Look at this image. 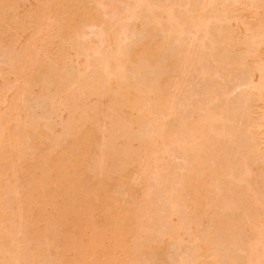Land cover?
Instances as JSON below:
<instances>
[{"label": "rangeland", "instance_id": "obj_1", "mask_svg": "<svg viewBox=\"0 0 264 264\" xmlns=\"http://www.w3.org/2000/svg\"><path fill=\"white\" fill-rule=\"evenodd\" d=\"M78 1L82 5L83 2ZM83 1H85L83 4H85L86 12L89 14L94 12L92 15H95V19L83 16L74 19L71 22L78 28L75 32L74 27L66 26L67 21L65 20L69 13L67 5H59L60 3H55V0H0V153L3 154L7 147L10 151L4 153H8L6 157L0 155V206L8 205L7 208L0 207L2 216L6 214L8 216L4 218L5 221L0 220V239L2 238L0 248L6 240L9 241L7 247L4 245L1 248L3 251L0 249L3 253L0 264H64L65 258L61 256L63 247H60L64 243L65 245L74 244L70 246L73 256H78L76 259L71 258L74 264H118L110 259L115 257V259L122 260L125 257L120 246L115 248V245L120 243L119 241L124 243H120L121 245L126 244L131 248L129 254L139 255L138 258H130L128 264H199L201 261L205 264H247L248 261V263L252 260L256 261L255 258H251L252 260L249 258L251 245L248 243L253 242L254 229H258V226L249 218L252 219L254 212L258 211L256 213L258 215L261 213L260 216L264 220V205L262 204L264 193L260 194L264 192V118H262L264 104L261 103L263 99L260 100L257 97L260 94L257 95L258 90L256 86H254L256 89L253 88L249 79H252L251 74L258 69L255 67L260 66V61L256 60L258 59L257 51H260L255 49L254 53L253 47H258L260 44L261 50L263 45L258 43L256 46V41L255 46L249 44L250 38L247 35L250 31L247 33L248 30L245 31L247 34L243 32L241 37L238 32L236 37H233L236 28H232V25L234 21L239 23L240 20L242 24H245L241 26H244L245 30L246 28L250 30V26L243 23L245 19L241 21L244 18V9L241 8L253 6L260 0ZM260 5L258 3L254 6L259 7ZM197 15L198 17L194 19ZM259 18L256 20H260ZM193 19L195 23L199 21L197 24L201 25L194 24ZM204 19L206 21L202 23ZM27 27L30 28L25 30ZM253 39L255 40V37ZM260 39L261 37H259V42ZM67 44L69 47L73 45L74 48L70 47L72 55L69 54V58L65 57L64 51V46ZM249 45L253 46V49ZM115 46L118 51L115 50ZM236 46H241V49ZM38 47L41 48L38 49ZM142 47L148 52H140L133 56V52L141 50ZM62 48L64 52H60ZM121 50L124 51L121 52ZM59 52L64 53L63 57L67 61L62 55L60 56ZM118 52L124 56V64L119 62L116 64V61L111 59L112 56L115 57L114 55L118 56L119 54H116ZM245 52L252 54L246 57L248 54ZM29 53H33L32 59H29ZM62 59L64 61L61 62ZM109 59H111L110 63L114 62L111 63L112 65L107 63ZM26 60L29 61L26 62ZM106 63L110 64V68L105 69L104 64ZM103 69L107 71L104 72ZM261 72L264 81V71ZM106 75L113 77V82L116 76L117 79L121 77L123 85L125 83L123 87L132 90L131 94L134 98L131 103L134 102V106H137V103L146 107L149 105L150 116L146 118L141 111V117L139 114L141 119H136L133 116L127 117L124 113L128 118L126 119L121 111L122 106L126 105V99L124 102L125 97L123 98L122 94L120 96L116 94L117 97L113 101L110 98L108 101H105L107 98L103 99L104 101L94 99L93 103L94 100L91 99L93 93L90 94L89 90L96 92L100 89L105 90L108 80ZM110 78L109 82H112ZM88 79L89 82L91 79L92 81L88 83ZM83 83L86 84L83 85ZM91 83L98 86L99 90L94 89L95 86ZM262 83V86H259L264 89ZM55 88L64 91L59 92ZM69 88H71V94L68 95ZM78 88L80 92L83 89V95L86 93L82 96L83 100H81ZM106 90L110 92V88ZM56 91L58 94L55 93ZM63 93L68 95V102L65 105L67 96L63 98ZM246 93L250 94L247 96ZM261 95L263 98L264 94L261 93ZM57 96L65 100L60 103V98L58 99ZM102 96L106 97V93ZM86 97H89L87 99H90L92 103L87 101ZM162 98L165 99L163 109L161 104L159 105ZM75 103H77L76 106ZM70 104L75 107L70 108L68 106ZM134 106L132 108L138 110ZM213 111L216 113L214 114ZM136 112L138 114L140 111H134V114ZM210 112L213 113L211 115L218 114L219 121L215 116L210 117ZM208 116L210 120L206 121ZM143 117L145 119H142ZM201 118L206 126L202 130L197 128L198 131L194 129V132H190L193 136L199 134L198 139L200 137L199 140L196 139L197 136L194 137L197 141L193 142L194 138L191 141V137L188 136L190 134H187L189 133L188 126L198 123ZM250 123L252 125L262 124L263 127L260 126L262 128L257 129L258 125H254L256 127V129L253 127L254 131ZM212 124L215 126L209 127ZM19 125L24 127L20 135L22 139L17 135ZM181 126L187 130L186 132L183 129L185 133L182 134H187L183 138L186 139L188 136L185 141L187 143L184 139L181 140L185 145L188 144L190 150L193 148L190 146L192 143H201H199L200 146L202 145L199 151L196 150L199 148L198 143L194 145L197 146L194 152L196 155L198 153L199 157L195 159L199 160L200 165L202 159H207L208 162L202 160L204 162L202 165L205 166L206 171H211L207 172L208 176L204 171L205 175L201 174L200 180L193 184L192 182L186 184V181H183L194 165L195 167L198 165L193 163L196 162L195 160L190 159L195 157L192 154L193 151L185 152L184 143H179L182 146L176 144L177 149L173 144L174 151L173 147L168 149L170 147L168 143H171L169 141H173L168 136L172 135L171 132L175 134V130L181 133ZM222 127H225L222 130H225L226 135L220 134V137L217 129L221 133ZM160 128L164 130L162 134L169 133L166 135L167 138H164V142L168 145H161L160 138H157L161 134ZM28 129H30L29 132ZM7 131L13 134L12 139L14 140L12 141L14 142L10 141L11 137L7 135ZM89 131L93 133L91 136H94L91 139L86 137L90 136ZM77 132L79 135L76 134ZM253 132H256V135ZM84 133L87 139L83 138ZM15 135L19 140L17 142ZM161 135L160 140H163ZM216 135L224 138L221 141ZM239 136L242 139H240L241 145L238 143ZM176 137H174V143L182 136ZM154 138L161 143H158V146L159 144L163 146L161 149L168 146L164 148L165 150H161L159 146L158 155L156 152L155 155H151L152 153L146 147L149 141H157ZM253 138L256 139L255 143L257 138L259 143L263 142L260 143L261 147L256 148L257 150L251 148L254 144ZM218 139L221 141L218 144L222 146L218 147L215 144ZM243 140H246L245 143L247 142L250 146L252 144L249 147L252 151H248L249 145L247 147L243 145ZM9 141L12 143L7 146ZM223 146L225 149L222 148ZM144 149L149 151H147L148 154ZM251 152L253 153L250 154ZM220 154H222L221 157ZM236 158L238 166L234 161ZM188 159L192 160V163ZM224 159L228 163L222 161ZM76 160H81V163L75 164ZM189 163L190 166L193 165L192 169ZM205 163L209 166L206 167ZM50 164L53 166L52 173L47 171V166ZM232 165L237 166L234 168L235 171ZM216 168L221 169V172L219 170L218 173ZM194 169L193 172L196 170ZM239 176L242 180L238 179ZM124 180H126L125 183ZM222 180L225 183L222 182V184ZM144 182H149V185ZM108 185L111 186L110 192L105 190ZM185 185L189 187L185 188ZM42 187H47L46 191L44 189L42 192ZM171 188L176 191L171 192ZM191 190L196 197H200L201 193L207 195L206 202L203 203L202 199L200 201L199 198H195L199 199L198 203L196 202L199 205L195 203L194 207L193 205L186 207V199L189 198L188 196H193L189 195ZM29 191L31 195L33 194L32 196ZM259 191L262 192L259 193ZM177 194H179L178 197L181 196L180 199L178 198L179 201L183 198L180 203L174 198ZM183 200L186 201L183 202ZM235 200H237L236 203ZM259 200L263 202L260 203ZM174 202L179 204L173 205ZM249 202L252 203L251 206ZM38 206H42L43 209L35 211ZM124 207L128 209V215ZM131 210H133V216L130 213ZM0 218L3 217L0 216ZM85 220L88 221V228L83 226ZM250 221L253 226H250ZM176 224L180 227L178 228ZM98 229L100 231H96ZM37 230L41 233L40 237L35 233ZM81 231L89 236L97 234L93 241V248L85 255L82 247L79 246L80 237L83 235L82 233L80 236ZM5 232L10 236L6 234L7 238H5ZM258 236L261 240L264 237L260 234ZM3 237L6 239L4 242H2ZM20 238L23 240H19ZM198 238L211 247V254L208 252L210 255L206 254L203 247H198ZM251 239L252 241L249 242ZM262 242L261 244L264 245V239ZM15 259L20 262H14Z\"/></svg>", "mask_w": 264, "mask_h": 264}, {"label": "bare ground", "instance_id": "obj_2", "mask_svg": "<svg viewBox=\"0 0 264 264\" xmlns=\"http://www.w3.org/2000/svg\"><path fill=\"white\" fill-rule=\"evenodd\" d=\"M66 1H67V0H55V3L57 2V4L60 3L59 5L63 4L64 6L67 5L66 8H67V11H68L69 13H68V15H67V18L65 17V18H66L65 21H67L66 26L71 27V28L74 27V28H75L74 31H75V30L78 31V28L76 27L77 25H76V24L74 25V23L71 22V21H73L74 19H78L79 17H82V16L85 17V18H86V17H88V18L94 17L93 19H95V15H92V14H94V12H93L92 14H89V13L86 12V11H87V10H86V7L84 8V5H85V4H83L85 1L81 0V3L83 2L82 5L80 4V1H78V0H75V1L73 0V2H71V0H69L71 3H70V2H66ZM257 1H259V0H257ZM257 1H256V2H257ZM260 1H264V0H260ZM260 1L257 2L256 4L254 3L253 6H248V8H247V6H245V5L243 4V5L245 6V8H244V7L241 8L242 10L244 9V12H243V16H244V18L242 19L241 16H240V19H242L241 21H243V20L245 19L243 23H246L247 25H249V26H250V30H249V28H246V30H245V28H243L244 26H243V27L241 26V25H245V24H242V22H240V20H239V23H236V22L234 21V22H233V25H232V28H236V29H235V33H233V34H234L233 37H236L237 32L240 34L239 37H241V35H243V32H245V31L248 30L247 33L250 31L249 34L251 35V36H249V34L247 35V37L250 38V39H249V41H250L249 44H251V45L254 44V46H255V44L257 43V44H256V46H257L258 43H261V44L263 45L262 48H261V50H260V47H261L260 44H259L260 47L258 46L259 48H258V47H253V46H251V45H249V46H251V49L254 48V49L252 50L254 53L259 49L260 52L257 51V54H256V55H257L258 59H256V60H259L260 62H263V63H264V2L261 3ZM61 2H62V3H61ZM76 2H77V3H76ZM69 3H70V4H69ZM250 3H252V2H250ZM250 3H249V4H250ZM258 3H259V5H260V4H262V5H260L259 7H255V6L258 5ZM251 5H252V4H251ZM254 5H255V6H254ZM163 7H164V6H163ZM254 7H255V8H254ZM164 8H165V7H164ZM252 8H253V9H252ZM162 9H163V8H162ZM67 11H66V12H67ZM213 11H214V10H213ZM90 12H91V11H90ZM171 12H173V10H171ZM95 14H96V13H95ZM97 14H98V13H97ZM169 14H170V13H169ZM171 14H172V13H171ZM200 15H201V14H200ZM240 15H241V14H240ZM98 16H99V15H98ZM69 17H70V18H69ZM156 17H158V16H156ZM171 17H172V15H171ZM197 17H198V15H197L194 19H196ZM199 17L201 18V16H199ZM258 17H260V18H259L260 20H256V18H258ZM202 18H205V17L202 16ZM157 19H158V21H159V18H157ZM194 19H193V21H194ZM225 19H226V17H225ZM227 19L229 20V18H227ZM198 20H199V19H198ZM196 21H197V20H196ZM200 21H201V19H200ZM204 21H206V19L202 20V23H204ZM230 21H231V19H230ZM68 22H69V23H68ZM198 22H199V21H197V22L195 23V21H194V24L198 25V24H197ZM200 23H201V22H200ZM42 25H43V24H42ZM42 25H41V26H42ZM199 25H201V24H199ZM199 25H198V26H199ZM202 25H203V24H202ZM78 26H79V24H78ZM200 27H201V26H200ZM246 27H248V26H246ZM28 28H30V27L25 28V30L28 29ZM31 28H32V27H31ZM76 28H77V29H76ZM23 30H24V29H22V31H23ZM25 30H24V31H25ZM76 31H75V32H76ZM25 32H26V31H25ZM25 32H22V33H25ZM241 33H242V34H241ZM247 33L245 32V34H247ZM251 33H252V34H251ZM104 34H105V33H104ZM28 35H30V34H28ZM30 36H31V35H30ZM108 36H109V35H108ZM31 37H32V36H31ZM109 37H110V36H109ZM252 37H253V38L255 37V40H254ZM259 37H261V39L263 38L262 40L260 39V42H259ZM256 38L258 39V41H257ZM26 40H27V39H26ZM111 40H113V39H111ZM253 40H254V41H253ZM27 41H28V40H27ZM255 41H256V43H255ZM58 42H59V41H58ZM251 42H253V43H251ZM25 43H27V42L25 41ZM21 44H22V43H21ZM21 44H19V46H21ZM239 44H240V43H239ZM69 45H71V44L69 43ZM69 45L67 44V46H66V45L64 46V48H65L64 51H65V53H66V54H65V57H67V58H69V54H71L70 52L72 51L70 47H72V49H74V48H73V45L70 46V47H69ZM115 45H116V44H115ZM235 45H237V44H235ZM23 46H24V45H23ZM58 46H59V45H58ZM116 46H117V45H116ZM116 46H115V50H117ZM41 47H43V46H41ZM41 47H38V49H40ZM118 47H119V46H118ZM236 47H238V46H236ZM239 47H240V48H239ZM239 47H238V48L241 49V46H239ZM252 47H253V48H252ZM19 48H20V47H19ZM23 48H24V47H23ZM120 48H121V47H120ZM120 48H119V49H120ZM113 49H114V48H113ZM244 49H245V48H244ZM251 49H249V50L251 51ZM255 49H256V51H255ZM22 50H23V49H22ZM22 50H21V51H22ZM62 50H63V48L60 50V52H61ZM70 50H71V51H70ZM246 50H247V48H246ZM246 50H244V51H246ZM249 50H248V51H249ZM36 51H37V50H36ZM36 51H35V53H36ZM43 51H44V48H43ZM64 51H62V52H64ZM117 51H118V50H117ZM122 51H124V50H121V52H122ZM22 52H23V51H22ZM60 52H59V53H60ZM119 52H120V51H119ZM119 52L116 53V54H119ZM140 52H141V53H147L148 51H147L144 47H142L141 50H135V51L133 52V56H135L136 54H138V53H140ZM20 53H21V52H20ZM24 53H25V52H24ZM24 53H23V54H24ZM38 53H39V52H38ZM43 53H44V52H43ZM112 53H113V51H112ZM245 53H246V52H245ZM249 53H250V52H249ZM63 54H64V53H63ZM63 54L60 53V56L62 55V57H63ZM114 54H115V53H114ZM123 54H124V52H123ZM246 54H248V53H246ZM251 54H252V53H251ZM251 54H250V55H251ZM20 55H22V53H21ZM32 55H33V53H29V55H28V56H29V59H32V58H33ZM71 55H72V54H71ZM71 55H70V56H71ZM75 55H76V54H75ZM75 55H74V56H75ZM105 55H106V54H105ZM108 55H109V53H108ZM112 55H113V54H112ZM121 55H122V53H121ZM121 55H120V54H119L118 56H117V55H114L115 57L113 58V56H112L111 59H114L113 61H116V64H117L118 62L124 64V63H125V62H124L125 59H124V56H121ZM242 55H244V54H242ZM250 55L248 54V55H246V57H248V56H250ZM252 56H253V55H252ZM65 57H63V59H64ZM78 57H79V56H78ZM72 58H73V57H72ZM75 58H76V57H75ZM104 58H105V57H104ZM104 58H103V59H104ZM254 58H255V57H254ZM63 59L61 60V62L64 61L66 58H65L64 60H63ZM111 59H109L108 62H107V61H106V62H107V63H110ZM123 59H124V61H123ZM70 60H71V59H70ZM85 60H86V59H85ZM105 60H106V59H105ZM262 60H263V61H262ZM28 61H29V60H26V62H28ZM65 61H67V60H65ZM76 62H77V61H76ZM76 62H75V63H76ZM84 62H85V61H84ZM84 62H82V64H83ZM257 62H258V61H256V63H257ZM260 62H259L260 66L255 67V68H258V69H256V72H254L253 74H251V75H252V79L250 78V79H249L250 81H249V80H248V81H249V83L253 86V88H255L254 86H256L257 90L260 91L262 94H264V93H263V92H264V89H262V88L260 87V86H262V85H261V83H262L261 81H263V80H262L263 76H261V73H262L261 71H262V70L264 71V69H263V68H264V64H262V63H260ZM65 63H66V62H65ZM77 63H78V62H77ZM79 63H80V62H79ZM107 63H106V64H107ZM111 63H112V62H111ZM111 63H110V64H111ZM113 63H114V62H113ZM113 63H112V64H113ZM106 64H104V67H106L105 69H108V67H109L110 64H107L108 66H107ZM112 64H111V65H112ZM116 64H115V65H116ZM122 64H121V65H122ZM259 64H257V65H259ZM25 65H26L27 67H30V66H28V64H25ZM60 65H61V64H60ZM118 65L121 66L120 64H118ZM61 66H62V65H61ZM261 66H262V67H261ZM27 67H26V69H27ZM59 67H60V66H59ZM95 67H96V65H95ZM259 67H261V68L259 69ZM4 68H5V67H4ZM4 68H3V69H4ZM98 68H100V67H98ZM109 68H110V67H109ZM255 68L253 69V71L255 70ZM32 69H33V68H32ZM105 69H103L104 72L107 71V70H105ZM60 70H61V68H60ZM83 70H84V69H83ZM98 70H99V69H98ZM27 71H28V69H27ZM81 71H82V70H81ZM100 71H101V70H100ZM108 72H109V71H108ZM112 72H113V69H112ZM32 73H33V72H32ZM99 73L101 74V72H99ZM110 73H111V72H110ZM3 74H4V73H3ZM60 74H62V73H60ZM63 74H64V73H63ZM81 74H83V73H81ZM103 74H104V73H102V75H103ZM108 74H109V73H108ZM111 74H112V73H111ZM21 75H22V74H21ZM58 75H59V74H58ZM91 75H92V74H91ZM6 76H7V75H6ZM22 76H24V75H22ZM22 76H21V77H22ZM106 76L108 77V80L106 81V82L108 83V84L106 83V85H107L106 87H107V88L105 87V90H104V89H103V90L100 89V90H102V91H104V92L100 91V90L97 88L99 85H98L96 82H95V83H96V85H98V86H96L95 84L93 85V84L91 83L92 86H95V88H94V87H92V88H94V89H98L99 92H100V93H99V92H96V91L94 90V91L97 93V94H96L93 90H92L93 92H92L91 90H89V93H90V94L93 93V94H92V97H91V95H90L91 99H93V100H94V99H95V100H96V99H101L102 101H104L103 99L107 98L105 101H108L109 98H110V99H112V101H113V99L116 98L118 94H119L118 96H120V95L122 94V97H123V98L125 97V98H124V102H125V99H126V102H125L126 105H125V104L123 105V103H122L123 106H122V108H121V109H122L121 111H123V114L125 113L127 117H132V116H133L134 118L138 119V118H139V114H140V117H141V111H142L143 114L146 116V118H147V116H150V110H149V107H148L149 105H148L147 107L144 106V105H142V104L140 103V100H139V103H140V104L137 103V106H134L135 104H134L133 101H132L133 104L131 103V100L134 98V97L132 96V94H131V93H132V90H130L129 88L126 89L125 87H123V86L125 85V83H124V85H123V80L121 79V77H118V79H117V78H116L117 76H116V77H115L116 80H115V82H113V81H114V80H112L113 77L110 78V76H108V75H106ZM260 76H261V77H260ZM2 77H4V76H2ZM24 77H25V76H24ZM24 77H23V78H24ZM30 77H31V76H30ZM61 77H62V76H61ZM61 77H60V78H61ZM96 77H97V76H96ZM99 77H100V76H99ZM107 77H106V79H107ZM250 77H251V76H250ZM4 78H5V77H4ZM31 78H32V77H31ZM56 78H57L56 80H58V77H56ZM63 78H64V77H63ZM109 78H110V81L112 80V82H109ZM2 79H3V78H2ZM92 79L94 80L95 78H92ZM92 79H91V81H92ZM101 79H102V78H101ZM59 80H60V79H59ZM86 80H87V79H86ZM95 80H96V79H95ZM77 81H78V79H77ZM91 81H90V82H91ZM97 81H100V80L97 79ZM0 82H1V81H0ZM59 82H61V80H60ZM90 82H89V79H88V83H90ZM77 83H78V82H77ZM79 83H80V81H79ZM86 83H87V82H86ZM86 83H83V85H85ZM93 83H94V82H93ZM80 84H81V83H80ZM100 84H101V83H100ZM262 84H264V81H263ZM87 85H88V84H87ZM87 85H86V86H87ZM101 85H102V84H101ZM108 85H110V86H109V88H110L109 91H110V92H108V91L106 90V89H109V88H108ZM251 85H250V86H251ZM259 85H260V86H259ZM80 86H82V85H80ZM80 86H79V88H80ZM126 86L128 87V85H126ZM257 86H258V87H257ZM1 87H2V86H1ZM56 87H57V86H56ZM83 87H84V86H83ZM88 87H89V89H90V86H88ZM88 87H87V88H88ZM99 87H100V86H99ZM101 87H102V86H101ZM16 88H17V87H15V89H16ZM79 88H78V91H79ZM103 88H104V87H103ZM256 88H255V89H256ZM263 88H264V87H263ZM55 89L58 90V88H55ZM70 89H71V88H69V90H70ZM60 90H61V89H60ZM82 90H83V89H81V92L79 91L80 94H81V98H82V96H85V95H86V93H84V95H83ZM87 90H88V89H87ZM98 90H97V91H98ZM58 91H59V90H58ZM58 91H56L55 93L58 94ZM61 91H64V90H61ZM61 91H59V92H61ZM66 91H67V90H66ZM72 91H73V90H72ZM78 91H77V92H78ZM85 91H86V90H85ZM255 91H256V90H255ZM258 91H256V92H257V95H259V94L261 95V93L258 92ZM13 92H14V91H13ZM13 92H12V93H13ZM45 92H46V91H45ZM53 92H54V91H53ZM73 92H75V91H73ZM73 92H72V93H73ZM101 92H102L103 94H101ZM65 93H66V92H65ZM65 93H63V95H64ZM98 93H99L100 95H98ZM105 93H106V97H105V96L103 97L102 95H105ZM254 93H255V92H254ZM258 93H259V94H258ZM46 94H47V93H46ZM66 94H67V93H66ZM69 94H71V90H70V93L68 92V95H69ZM76 94H77V93H76ZM76 94H75V95H76ZM116 94H117V95H116ZM246 94H247V93H246ZM248 94H250V93H248ZM248 94H247V96H248ZM10 95H11V94H10ZM55 95H56V94H55ZM68 95H64V96H63V98H64L65 96H67V97H65V98L67 99V101L64 103V105L67 104V102H68ZM78 95H79V94H78ZM78 95H77L76 97H78ZM88 95H89V94H88ZM114 95H115V97H114ZM251 95H253V94H251ZM255 95H256V94H255ZM260 95L257 96V97H258L260 100L263 99V100H262L263 102L261 101V103L264 104V97L261 98L262 95H261V96H260ZM70 96H73V95H70ZM99 96L102 97V98H100ZM243 96H244V95H243ZM11 97H12V95H11ZM251 97H252V96H251ZM9 98H10V96H9ZM57 98H58V96H57ZM59 98H60V96H59ZM59 98H58V99H59ZM81 98H80V99H81ZM87 98H89V97H86V99H87ZM123 98H122V99H123ZM247 98H248V97H247ZM258 98H257V99H258ZM4 99H5V98H4ZM78 99H79V98H78ZM83 99H84V97H83L81 100H83ZM249 99H250V98H249ZM1 100H2V99H1ZM63 100H65V99H63ZM63 100H61V98H60V103H61ZM69 100H70V99H69ZM71 100H72V99H71ZM95 100L93 101V103L95 102ZM260 100H259V101H260ZM9 101H10V99H9ZM74 101H75V100H74ZM77 101H78V100H77ZM87 101H90V102H91L90 99H89V100L87 99ZM99 101H100V100H99ZM122 101H123V100H122ZM122 101H121V102H122ZM242 101H243V98H242ZM242 101H241V103H242ZM247 101H249V100L247 99ZM58 102H59V101H58ZM69 102H70V101H69ZM110 102H111V101H110ZM136 102H137V100H136ZM141 102H142V101H141ZM159 102H160L159 105L161 104V105H160L161 108H162V107H165V99H164V98H162V101L160 100ZM91 103H92V102H91ZM91 103H90V105H91ZM71 104H72V102H71ZM71 104L68 105V106H70V108H72V107L74 106V105L72 106ZM76 104H77V103H75V106H76ZM107 104H108V102H107ZM245 104H246V101H245ZM86 105H87V104H86ZM96 105H97V103H96ZM240 105H242V104H240ZM247 105H248V104H247ZM61 106H63V105H61ZM68 106H67V108H68ZM75 106H74V107H75ZM133 106H134L135 108H137V109L140 111V112H138V114H137V112H136L137 115L134 114V111H138V110L132 108ZM65 107H66V106H65ZM65 107H64V108H65ZM120 107H121V106H120ZM123 107H125V108L123 109ZM59 108H60V106H59ZM67 108H66V109H67ZM221 108H222V107H221ZM245 108H247V107H245ZM260 108H261V107H260ZM263 108H264V107H263ZM57 109H58V107H57ZM68 109H69V108H68ZM133 109H134V110H133ZM162 109H163V108H162ZM216 110H217V109H216ZM216 110H215V111H216ZM60 111H61V110H60ZM62 111H63V110H62ZM64 111H65V110H64ZM64 111H63V112H64ZM161 111L163 112V110H161ZM207 111H209V110H207ZM215 111H213L214 114L216 113ZM20 112H22V111H20ZM217 112H218V111H217ZM259 112H260V111H259ZM23 114H24V113H23ZM125 114H124L123 116H125ZM211 114H213V113L210 112V114H209L210 117H212V116L214 117V116H215V115H211ZM218 114H219V112H218ZM218 114H217L215 117H216V118L218 119V121H219V119L221 118L222 115L219 114V115H220V118H219ZM24 115H25V114H24ZM24 115H23L22 117H24ZM144 115H143V116H144ZM251 115H253V114H251ZM259 115H261V114H259ZM262 115H263V117H262V116H261V117L264 118V113H263ZM126 116H125V117H126ZM65 117H66V116H65ZM125 117H124V118H125ZM127 117H126V119H128ZM208 117H209V116H208ZM210 117H209L208 119H206V121H207V120H210ZM249 117H250V113H249ZM216 118H214V119L217 121ZM247 118H248V117H247ZM247 118H246V119H247ZM250 118H251V117H250ZM252 118H253V116H252ZM130 119H131V118H130ZM139 119H141V118H139ZM142 119H145V118L143 117ZM196 119L198 120V118H196ZM199 119H200V118H199ZM221 119H223V118H221ZM248 119H249V118H248ZM248 119H247V120H248ZM247 120H246V121H247ZM251 120H253V119H251ZM17 121H18V120H17ZM67 121H68V120H67ZM150 121H151V120H150ZM193 121H194V120H193ZM151 122H152V121H151ZM202 122H203V123H202ZM248 122H249V121H248ZM250 122H251V121H250ZM154 123H156V122H154ZM208 123H209V122H208ZM260 123H261V122H260ZM260 123H259V124H260ZM20 124H21V123H20ZM188 124H191V123H188ZM246 124H247V123H246ZM250 124H251V123H250ZM263 124H264V123H263ZM21 125H23V123H22ZM156 125H157V124H156ZM159 125H160V123H159ZM161 125H162V127H163V124H161ZM186 125H187V124H186ZM186 125H185V126H186ZM254 125L257 126L258 124H254ZM254 125L251 124L252 129H253V127L256 129V127H255ZM16 126H17V125H16ZM24 126H25V125H24ZM187 126H188V125H187ZM187 126L185 127L186 129H187ZM205 126H206V124H205V122L202 120V118H201L200 121H198V123H196V124H194V125H191V126H188L189 133H187V134H190V135H188V136L191 137L190 140H191V139L193 140V138L197 136V135H195L196 133H194L195 136H193V133H190V132H192L194 129H196V130L198 131V130L201 128L200 130H202V128H204ZM207 126H208V125H207ZM212 126L214 127L215 125L212 124V125H210L209 127H212ZM223 126H224V125H223ZM248 126H250V125L248 124ZM248 126H247V127H248ZM260 126H262V124H261V125H258V126H257V129L263 127V126H262V127H260ZM19 127H20V125H19ZM77 127H78V126H77ZM181 127H182V128H180V129H181V133H180V131H176V130H175V134H173L174 132H171V133H170V134H172V135H170V136H168V137L171 138L173 141H169V142H171V143H168L169 145L166 144V143L164 142V138H165V137L167 138L166 135H168L169 133L166 134V135L162 134L164 130H163L162 128H160V131H159V132H161L162 135H161V134H160V135L163 136V137H162L163 140H160L161 137H160L159 133H158L159 137L157 136V134H156V136H157L158 139L160 138L159 141H161L162 144L158 141L157 138H154V139H157V141L155 140L156 142L149 141V142H150L149 145H148V146L146 145L147 149L150 150V153H152L151 155H155V154H154L155 152H156L157 155H158V154L160 153V152H158V151H159L163 146H165V145L170 146L168 149H171V147H173V148H172L173 151H174V146H173V144L175 145V148L177 147L176 144H177L178 146H182V145H180L179 143L182 144V143H184L185 141H187L188 136H187L186 139H184V138L186 137L185 135H187V134H182V133H185V132H183V131H184L183 129H185V128H184L183 126H181ZM219 127H221V125H220ZM8 128H10V127H8ZM12 128H13V127H12ZM79 128H80V127H79ZM79 128H78V129H79ZM157 128H159L158 125H157ZM197 128H199V129H197ZM215 128H218V127H215ZM248 128H249V127H248ZM14 129H15V127H14ZM23 129H24V127H20V129H18V134H17V135H18L19 137H21L20 135L22 134ZM161 129H162V131H161ZM186 129H185V131L187 132ZM222 129H225V127H222L221 130H222ZM252 129H251V130H252ZM6 130L9 131V129H6ZM6 130H5V131H6ZM12 130H13V129H12ZM12 130H11V132H12ZM190 130H191V131H190ZM217 130H218V131H217V134L219 133L218 136L221 137V135H222V136L226 135V134H224V133H226L225 130H222L221 133H220V130H219V129H217ZM253 130H254V129H253ZM8 131H7V132H8ZM13 131H14V130H13ZM29 131H30V129H28V132H29ZM87 131H88V130H87ZM156 131H157V130H156ZM247 131H248V130H247ZM249 131H250V128H249ZM254 131H255V130H254ZM7 132H6V133H7ZM78 132H79V130H78ZM78 132H77L76 134H78ZM177 132H179V133H177ZM193 132H194V131H193ZM213 132H214V131H213ZM244 132H245V131H244ZM259 132H260V131H259ZM8 133H9V134H8ZM8 133H7V135H9V136L11 137V138H10V141L14 140V139H12L13 134H11L10 132H8ZM12 133H14V132H12ZM87 133H88V132H87ZM89 133H90V134H89L90 136L87 135L86 137H89V138L91 139V137H92L91 135H93V133L90 132V131H89ZM156 133H157V132H156ZM247 133H248V132H247ZM250 133H251V132H250ZM253 133H255V135H256V132H253ZM263 133H264V131H263ZM76 134H75V135H76ZM85 134H86V133H84L83 138H84V139H87L86 137H84ZM176 134L179 135L178 137H180V136H182V137H180V139H179L178 137H176V136H177ZM191 134H192V135H191ZM220 134H221V135H220ZM241 134H242V133H241ZM11 135H12V136H11ZM23 135H24V134H23ZM78 135H79V134H78ZM174 135H176V136H174ZM214 135H215V133H214ZM248 135H249V134H248ZM251 135H252V134H251ZM173 136L176 137V138H178V139L175 140L176 143H174V139H175V138H174ZM198 136H199V134H198ZM198 136L196 137V139H198ZM216 136H217V135H216ZM218 136H217V137H218ZM242 136H243V135H242ZM14 137H16V135H15ZM23 137H24V136H23ZM25 137H28V136H25ZM25 137H24V138H25ZM75 137H76V136H75ZM81 137H82V136H81ZM93 137H94V136H93ZM93 137H92V138H93ZM153 137H154V136H153ZM153 137H152V138H153ZM183 137H184V138H183ZM239 137H240V136H239ZM239 137H238V138H239ZM247 137H248V136H247ZM252 137H253V135L251 136V138H252ZM261 137H262V136H261ZM261 137H260V138H261ZM89 138H88V139H89ZM210 138H211V137H210ZM218 138H219V137H218ZM222 138H224V137H222ZM222 138H219V139L221 140ZM262 138H263V137H262ZM16 139H17V140H16ZM21 139H22V137H21ZM37 139H38V138H37ZM37 139H36V142H37ZM181 139H182V140L184 139V142H183ZM196 139L194 138L193 142H194V141H197ZM199 139H200V137H199ZM199 139H198V140H199ZM216 139H217V138H216ZM219 139H218V140H219ZM240 139H241V137L239 138V142H238V140H237V142L239 143V145H241V144H240V143H241V142H240ZM23 140H25V139H23ZM152 140H153V139H152ZM179 140H180V142H179ZM192 140H191V141H192ZM218 140H217V143H215L216 141H215L214 143L217 144L218 147H219V146H222V145H219V144H218V143L221 142L222 140H221V141H220V140L218 141ZM241 140H242V139H241ZM247 140H249V137H248ZM255 140H256V139L253 138V141H252V142L254 143V144H253V147H251L252 144H251V146H250L247 142L245 143L246 140H243V141H244V142H243V143H244L243 145L246 146V147L249 145L247 148L251 147L253 150H254V148L256 149V148L259 147V146L261 147V144H262L264 141H263L262 143L260 142V143H261V144H260L259 141H258V138H257V141H258V143H259V145H258L257 141H256V143L254 142ZM263 140H264V139H263ZM10 141H9V143L6 142L7 144H6V143H5V144H6L7 146H9L10 143L14 142V141H12V142H10ZM15 141H16V142L19 141V140H18V137L15 138ZM21 141H22V140H21ZM188 141H189V140H188ZM223 141H224V140H223ZM235 141H236V140H235ZM163 142H164V143H163ZM225 142H226V141H225ZM225 142H224V143H225ZM158 143H160L161 145H163V146L161 147L160 144H159L160 149H158V148H159ZM185 143H187V142H185ZM185 143L183 144V147H184L183 150H185V152H186V151H188V150H190V149L188 148V144L185 145ZM197 143H198V142H197ZM197 143H192L193 145H192V144L190 145V146H193V148H191L192 150H190V151H193L192 154H194L195 157H194V158H190V157H188V158L193 159V161L195 160L196 162H193V163L196 164V165L198 164V165H197L196 167H195V165H194V167H195V169H196V170H195L192 164H191L192 166H190V163H192V162H191L192 160L188 159V160H190V161H189V162H190V163H189V166L191 167V169H192V167H193V169L195 170V172H193V169H192V171L188 172L187 174L190 175V176L187 175V176H189L188 178H187V176H186V178H185V176L182 174V175L184 176V178H185L184 180H183V179H182V180H183V181H186V184H189L190 182H192V184H193V182H196V181L200 180V178H201L200 175H201V174L205 175V172H206V174H207V172H208V171H206L207 169L205 170V166L202 165V164H204L203 161H204V160L206 161L207 159H204V160H203V159L201 158L203 161L201 160V165H200V162H199V160H198V159H199V157H198V153H197V155H196V153H195L196 151L194 150V148L197 147V146H199V148H196V150H198V149L201 150L200 147L202 146V145H201V146L199 145L200 142L198 143V145H197ZM5 144H4V147H5ZM8 144H9V145H8ZM200 144H201V143H200ZM235 144H237V143L235 142ZM246 144H247V145H246ZM256 144H257L258 146H257ZM12 145H13V144H12ZM184 145L187 146V148H185ZM194 145H197V146H194ZM243 145H242V146H243ZM254 145H256V147H255ZM168 146H166V148H167ZM5 148H6V147H5ZM8 148H9V147H7V149H8ZM11 148H12V147H11ZM164 148H165V147H164ZM164 148L161 149V150H165V149H166V148H165V149H164ZM181 148H182V147H181ZM222 148L225 149L224 146H223ZM226 148H227V147H226ZM247 148H246V149H247ZM251 148H249V149H251ZM3 149H4V148H3ZM7 149H4L3 152H4V153L8 152L9 149H8V150H7ZM147 149H144V150L146 151L145 153H147V151H148ZM176 149H177V148H176ZM176 149H175V150H176ZM220 149H221V148H220ZM227 149H228V148H227ZM249 149H248L249 152L252 151V149H251V150H249ZM6 150H7V151H6ZM22 150H23V149H22ZM22 150H21V152H22ZM199 150H198V151H199ZM256 150H257V149H256ZM259 150H260V149H259ZM259 150H258V151H259ZM1 151H2V150H1ZM194 151H195V152H194ZM220 151H221V150H219V153H221ZM9 152H10V151H9ZM148 152H149V151H148ZM222 152H224V151L222 150ZM263 152H264V151H263ZM4 153H3V154L0 153V155H2V156L4 155L5 157L8 156V153H7V154H4ZM24 153H25V152H24ZM150 153H149V154H150ZM164 153H165V152H164ZM219 153H218V154H219ZM252 153H253V152H251L250 154H252ZM147 154H148V153H147ZM147 154H146V155H147ZM165 154L167 155V153H165ZM222 154H223V153H222ZM222 154H220V157L222 156ZM225 154H226V152L224 153V155H225ZM258 154H259V153H258ZM263 154H264V153H263ZM19 155H20V154H19ZM24 155H26V154H24ZM190 155H191V152H190ZM190 155H189V156H190ZM194 155H193V156H194ZM224 155H223V157H224ZM227 155H228V154H227ZM255 155H256V157H259V155H258V156H257V154H255ZM4 156H3V157H4ZM20 156H22V154H21ZM149 156H150V155H149ZM147 157H148V156H147ZM150 157H151V156H150ZM166 157H168V156H166ZM166 157H164V158L166 159ZM191 157H192V155H191ZM197 157H198V159H195V158H197ZM249 157H250V156H249ZM249 157H248V158H249ZM19 158H20V157H19ZM24 158H25V157H24ZM145 158H146V157H145ZM153 158H154V157H153ZM226 158H227V157H226V155H225V159H226ZM237 158H239V157H237ZM237 158L234 159L235 162H236ZM250 158H251V157H250ZM253 158H254V157H253ZM17 159H18V158H17ZM77 159H79V158L77 157ZM149 159H150V158H149ZM225 159L222 160V161H225V162H226L227 160H225ZM251 159H252V158H251ZM251 159H250V160H251ZM239 160H240V159H239ZM80 161H81V160H79V161L76 160V163H75V164H77V162H80ZM234 161H233V162H234ZM241 161H242V159H241ZM241 161H240V165L242 164ZM247 161H248V159H247ZM18 162H19V161H18ZM74 162H75V160H74ZM197 162H199V163H197ZM202 162H203V163H202ZM206 162H208V161H206ZM238 162H239V161H238ZM245 162H246V161H245ZM245 162H244V163H245ZM14 163H15V162H14ZM80 163H81V162H80ZM80 163H79V164H80ZM227 163H228V161H227ZM229 163H230V162H229ZM248 163H249V162H248ZM16 164H17V163H16ZM16 164H15V165H16ZM206 164H208V163H205V165H206ZM219 164H220V163H219ZM222 164H223V165H226V164H224V163H222ZM232 164H233V163H232ZM73 165H74V164H73ZM214 165H215V164H214ZM227 165H228V164H227ZM229 165H230V164H229ZM236 165L238 166L237 162H236ZM236 165H235V166H236ZM247 165H248V164H247ZM49 166H51V167H49ZM187 166H188V165H187ZM208 166H209V165H208ZM208 166L206 165V167H208ZM232 166H233V165H232ZM235 166H233V170H234V171H235V169H234ZM237 166H236V167H237ZM248 166H249V165H248ZM47 167H48V170H47V171H48L49 173H50V171H51V173H52V171H53V168H52V167H53V166L50 164V165H48ZM71 167H72V166H71ZM227 167H228V166H227ZM185 168H186V167H185ZM187 168H189V167H187ZM249 168H250V167H249ZM213 169H214V168H213ZM237 169H238V168H237ZM188 170H189V169H188ZM188 170H187V171H188ZM216 170H217V168H216ZM219 170H220V172H221V169H219ZM219 170H217V172H218ZM239 170H240V169H239ZM245 170H247V168H246ZM187 171H186V172H187ZM204 171H205V172H204ZM240 171H241V170H240ZM210 172H211V171H209L208 173H210ZM215 172H216V171H214V173H215ZM236 172H237V171H236ZM242 172H243V171H242ZM242 172H241V175H242ZM247 172L249 173V171H245V173H247ZM183 173L185 174V171H184ZM190 173H191V174H190ZM218 173H219V172H218ZM222 173H223V172H222ZM222 173H221V174H222ZM237 173H238V172H237ZM237 173H236L235 175H237ZM208 175H209V174H207V176H208ZM213 175H216V174H213ZM213 175H212V176H213ZM239 175H240V174H239ZM241 175H240V176H241ZM244 175H246V174H244ZM248 175H249V174H248ZM216 176H217V175H216ZM219 176H220V174H219ZM240 176L238 177V179L240 178V180H242V178H245V177H243V176H241V177H242V178H241ZM246 176H247V175H246ZM213 177H214V176H213ZM236 177H237V176H236ZM247 177H248V176H247ZM207 178H208V177H207ZM210 178H211V177H210ZM123 179H124V178H123ZM247 179H248V178H247ZM145 180H146V179H145ZM145 180H144V181H145ZM209 180H211V179H209ZM214 180H215V179H213V181H214ZM235 180H237V179H235ZM240 180H238V181H240ZM121 181H122V180H121ZM125 181H126V180H124V183H125ZM180 181H181V180H180ZM180 181H179V183H182V182H180ZM222 182H224V181L222 180L221 183H222ZM122 183H123V182H122ZM124 183H123V184H124ZM148 183H149V182H148ZM148 183H147V182H146V183L144 182V184H148ZM209 183H210V182H209ZM224 183H225V182H224ZM177 184H178V183H177ZM184 184H185V182H184ZM192 184H191V185H192ZM222 184H223V183H222ZM148 185H149V184H148ZM148 185H146V186L149 187ZM257 185H258V184H257ZM257 185H256V186H257ZM260 185L262 186V184H260ZM181 186H183V185H181ZM181 186H180V187H181ZM256 186H255V187H256ZM173 187H174V186H173ZM184 187H185V188H188L189 185H188L187 187H186V185H185ZM184 187H183V188H184ZM190 187H191V186H190ZM255 187H253V188H255ZM257 187H258V186H257ZM107 188H108V189H107ZM107 188H106L105 190L108 191V192H110L111 189H109V188H111V186L108 185ZM174 188H175V187H174ZM174 188H171V192H172L173 190L176 191V189H174ZM258 188H261V187L259 186ZM44 189H45V191H46L47 187H46V188L42 187V188H41V191L43 192ZM97 189H98V188H97ZM97 189H96V192H97ZM98 190H99V189H98ZM180 190H182V187H181ZM183 190H185V189H183ZM259 190H260V189H259ZM262 190H263V189H262ZM93 191H94V190H93ZM99 191H100V190H99ZM131 191H133V190H131ZM174 191H173V193H174ZM192 191H193V190H191V193H189V195H190V194L193 195V194H192ZM215 191H217V190H215ZM94 192H95V191H94ZM177 192H179V191H177ZM177 192H176V193H177ZM260 192H262V191H259V193H260ZM129 193H131V192H129ZM219 193H220V192L218 191V194H219ZM257 193H258V192H257ZM263 193H264V192H262V193H260V194H263ZM27 194H28V193H27ZM29 194L31 195L30 191H29ZM186 194H187V193H186ZM32 195H33V194H32ZM32 195H31V196H32ZM141 195H142V194H141ZM178 195H179V194H177L176 196L174 195V198H176L177 201H179V200H178L179 197L181 198V196L178 197ZM180 195H182V194H180ZM184 195H185V193H184ZM184 195H182V196H183V197H187V196H184ZM187 195H188V194H187ZM222 195H224V193H223ZM222 195H221V196H222ZM26 196H28V195H26ZM103 196H105V195L103 194ZM193 196H194V197H193ZM193 196H191V197L188 196L189 198H187V199L184 198V199L187 200L186 205L184 204L186 207H187V205H190V206L193 205L192 207H194L195 203H196L197 201H199V199H200V201H201V199H202L203 201H201V202H203V203L206 202L205 199L207 198V195H205L204 193H203V194L201 193V196H200V197H199V196L196 197L195 194H194ZM34 197H36V196L34 195ZM110 197H111V196H110ZM223 197H224V196H223ZM24 198L27 199L26 197H24ZM29 198L32 199V197H29ZM106 198H108V196H107ZM142 198H143V196H142ZM145 198H146V197H145ZM180 198H179V199H180ZM195 198H199V199L197 200V199H195ZM226 198H227V197H226ZM91 199H92V198H91ZM102 199H103V198H102ZM172 199H173V198H172ZM182 199H183V198H182ZM182 199H181V200H182ZM221 199L223 200L222 197H221ZM105 200H106V199H105ZM105 200H104V201H105ZM144 200H145V199H144ZM144 200H143V202H144ZM176 200H175V201H176ZM181 200H180V201H181ZM186 200H183V202L186 201ZM104 201H103V203H104ZM106 201H107V200H106ZM145 201H147V200H145ZM180 201H179V203H180ZM214 201H215V200H214ZM236 201H237V200H235V203H236ZM259 201H260V203H261L262 200H259ZM259 201H257V202H259ZM22 202H23V201H22ZM183 202H182V203H183ZM218 202H219V200H218ZM223 202H224V200H223ZM247 202H248V201H247ZM262 202H263V201H262ZM5 203H7V202H5ZM122 203H123V202H122ZM179 203H178V204H179ZM197 203H198V202H197ZM197 203H196V205H199V204H197ZM214 203H217V202H214ZM219 203H221V201H220ZM238 203H239V199H238L237 204H238ZM178 204H177L176 202H174L173 205H178ZM228 204H229V203H228ZM237 204H236V205H237ZM247 204H248V203H247ZM250 204H252V203L249 202V205H250ZM254 204H255V203H254ZM262 204L264 205V202H263ZM181 205H182V204H181ZM215 205H216V204H215ZM217 205H219V204L217 203ZM217 205H216V206H217ZM239 205H240V204H238V206H239ZM2 206H3V204H2ZM2 206H0V207L2 208ZM4 206L7 208L8 205L6 204V205H4ZM4 206H3V207H4ZM125 206L127 207V205H125ZM223 206H224V204H223ZM250 206H251V205H250ZM5 207H4V208H5ZM122 207H123V204H122ZM175 207H176V206H175ZM218 207H219V206H218ZM221 207H222V206H221ZM228 207H229V206H228ZM4 208H3V209H4ZM124 208H125V207H124ZM198 208H199V207H198ZM237 208H238V207H237ZM255 208H256V207H255ZM259 208L261 209V206H260ZM259 208H256V209L258 210ZM3 209H2L1 211H3ZM40 209L42 210L43 207H42V206H38V207L36 208L35 211L40 210ZM125 209H126V208H125ZM125 209H124V210H125ZM135 209H136V208H135ZM234 209H235V207H234ZM129 210H130V207H129ZM251 210H253V209H251ZM132 211H133V210H131L130 213H132ZM223 211H224V210H223ZM237 211H238V210H237ZM3 212H4V214H5V209H4ZM3 212H2V213H3ZM7 212H8V210H7ZM221 212H222V211H221ZM256 212H258V211H256ZM256 212H254L255 215H254V214L252 215V216H253L252 219H251V217H250L249 220H251L252 222H254V223L258 226V229L256 228V229L258 230V234H260V235H264V220H263V217L260 216L261 213L258 215V213H256ZM260 212H261V210H260ZM39 213H40V211H39ZM125 213H126V215H128V209H126V212H125ZM0 214H1V213H0ZM133 214H134V213H132V216H133ZM251 214H252V213H251ZM108 215H109V214H108ZM219 215H221V214H219ZM249 215H250V214H249ZM0 216L3 217V218H0L1 221H5V220H6V219L4 220L5 217L8 218L7 214L4 215V216H2V214H1ZM132 216H131V217H132ZM105 217H106V216H105ZM214 217H215V215H214ZM216 217H217V216H216ZM219 217H220V216H219ZM248 217H249V216H248ZM109 218H111V217H109ZM109 218H108V219H109ZM217 218H218V217H217ZM217 218H212V219H217ZM76 219H77V218H76ZM131 219H132V218H131ZM133 219H134V218H133ZM218 219H220V218H218ZM73 220H74V219H73ZM105 220H106V218H105ZM80 221H81V219H80ZM82 221H83V220H82ZM107 221H108V220H107ZM176 221H177V220H176ZM251 221H250V222H251ZM135 222L137 223V221H135ZM252 222H251L250 226H251V225L253 226ZM255 224H254V225H255ZM176 225H177V224H176ZM204 225H205V224H204ZM83 226H84L85 228H88V221L85 220V223H83ZM132 226H133V223H132L131 227H132ZM177 226H178V225H177ZM177 226H176V227H177ZM198 226H199V224H198ZM247 226H248V225H247ZM250 226H249V227H250ZM134 227H135V226H134ZM179 227H180V226H178V228H179ZM196 227H197V226H196ZM204 227H205V226H204ZM254 227H255V226H254ZM8 228L10 229L11 227H8ZM251 228H252V227H251ZM81 229H82V228H81ZM200 229H201V227H200ZM248 229H249V228H248ZM248 229H247V230H248ZM252 229H253V228H252ZM256 229H254L255 233H254V231L252 230L253 233L255 234V237L253 236L255 240L253 239V242H252L251 244L248 243V239H249V238H248L247 241H246L249 245H251V249H250L251 251H250V254H249L250 257H249V256H248V257L250 258V260H252V259L255 258L256 261H253V260H252V262H250V263H248V262H249V261H248V262H246L247 264H264V245L261 244V243H263L262 240L264 239V237H262V240L259 239V236H258V234H257ZM82 230H83V229H82ZM204 230H205V229H204ZM204 230H203V232H204ZM7 231H8V230H7ZM37 231H38V230H37ZM37 231H36L35 233H37V235L40 237L41 233H39V231H38V232H37ZM83 231H84V230H83ZM87 231H89V229H87ZM96 231H100V229H98V230H96ZM201 232H202V230H201ZM207 232H208V231H207ZM82 233H83V232L81 231V232H80V236H81ZM209 233H210V232H209ZM253 233H252V234H253ZM3 234H4V233H3ZM6 234H7V232H5L4 236H5ZM39 234H40V235H39ZM182 234H183V233H182ZM8 235H9V234H7V236H8ZM11 235H12V234H11ZM205 235H206V234H205ZM210 235H211V233H210ZM9 236H10V235H9ZM184 236H185V235H184ZM195 236H197V234H196ZM195 236H194V237H195ZM206 236H207V235H206ZM206 236H205V237H206ZM233 236L235 237V234H234ZM0 237H1V236H0ZM96 237H97V234H93L92 236H89V235L86 234V232H84L83 235H82V237H80V241H81V243H80L79 246L82 247V250H83L84 255H85V254H86L91 248H93V241H94V239H95ZM211 237H212V236H211ZM211 237H210V238H211ZM256 237H258V238L256 239ZM5 238H7V237L5 236ZM5 238L3 237V241H2V242H4V241L6 240ZM37 238H38V237H37ZM237 238H239V237H237ZM251 238H252V236H251ZM1 239H2V238H1ZM1 239H0V240H1ZM4 239H5V240H4ZM9 239H11V238H9ZM205 239H206V238H205ZM19 240H23V239L20 238ZM211 240H212V239H211ZM196 241H197V240H196ZM203 241H204V240H203ZM203 241L200 240V239L198 238V242H197L198 247H199V246H200V247H203V249H205V251H206V254H207V255H210V254H211V253H210V249H211V247H210L209 245H207V243H205V242H203ZM209 241H210V240H209ZM251 241H252V239H251L249 242H251ZM0 242H1V241H0ZM6 242H7V240H6ZM6 242H4L3 246H4V245L6 246V245L8 244L9 241H8L7 243H6ZM119 242H120V243H123L122 241H119ZM206 242H207V241H206ZM66 243H67V242H66ZM120 243H119V244H120ZM69 244H70V245H69ZM119 244H116V245H115V248H118V247L120 246V248H122L123 251H124V256H125V257H124L122 260H121L120 258H119V259H115V257H114V259H110V261L113 260V263H118V264H128V260H129L130 258H131V259H135V257H137V258L139 257L138 254H135V255H134V254H129L131 248H130L129 246H126V244H125L124 246H123L124 243H123L122 245H121V244L119 245ZM259 244H261V245H263V246L260 245V247H259ZM0 245H2V243H0ZM39 245H40V244H39ZM71 245L73 246L74 244H73V243H68V245H67V244L65 245V243H64V245L62 244V246L59 245L60 247H63V248H61V249H63V250H62V251L60 250L62 253H61V252H60V253H61V256H62L63 258H65V259H64V260H65V263H64V264H66V262H67V264H71V262L73 263V261L71 260V258L73 259V257H75V259H76V257H78V256H75V255L73 256V253H72V251H71V248H72V247H70ZM3 246H1V248H2ZM116 246H117V247H116ZM121 246H123V247H121ZM6 247H7V246H6ZM24 247H25V246H24ZM248 247H249V246H248ZM248 247H247V248H248ZM1 248H0V249H1ZM69 248H70V249H69ZM4 249L6 250V248H4ZM74 249H75V248H74ZM76 249H77V248H76ZM213 249H214V247H213ZM213 249H212V250H213ZM1 250H2V249H1ZM120 250H121V249H120ZM2 251H3V250H2ZM2 251H0V258L2 257V254H3V253H1ZM248 251H249V248H248ZM208 252H209L210 254H209ZM211 252H212V251H211ZM247 253H248V252H247ZM6 254H7V252H6ZM74 254H75V253H74ZM87 254H88V253H87ZM126 255H127L129 258L126 257ZM137 255H138V256H137ZM207 255H206V256H207ZM246 256H247V255H246ZM3 257H4V259H5V256H3ZM251 258H252V259H251ZM257 258H258L259 260H258ZM1 259H2V258H1ZM131 259H130V260H131ZM17 261L20 262L18 259H17ZM17 261H16V259H15L14 262H17ZM244 262H245V261H244ZM234 263H235V262H234ZM13 264H14V263H13ZM15 264H16V263H15ZM73 264H74V263H73ZM199 264H205V262L201 261ZM244 264H245V263H244Z\"/></svg>", "mask_w": 264, "mask_h": 264}]
</instances>
